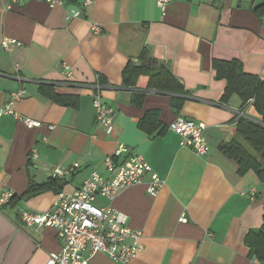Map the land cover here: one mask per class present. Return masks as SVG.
Listing matches in <instances>:
<instances>
[{"label": "crops", "instance_id": "obj_1", "mask_svg": "<svg viewBox=\"0 0 264 264\" xmlns=\"http://www.w3.org/2000/svg\"><path fill=\"white\" fill-rule=\"evenodd\" d=\"M63 1L51 7L42 0H0V106L24 90L15 113L41 123L29 128L12 116L0 119V198L15 196L0 206V264H46L61 250L55 228L29 227L21 213L51 210L92 170L107 177L104 160L119 144L142 155L164 182L156 197L148 193L146 175L115 201H95L141 231L145 249L133 264H259L246 238L264 223V187L253 171L241 175L223 147L242 142L241 119L260 116L237 94L223 100L227 82L216 78L213 62L238 60L245 73L264 81V0H173L165 13L157 0ZM75 10L78 18L71 15ZM6 39L22 46L8 52ZM142 56L153 67H167L183 94L147 91L145 79L125 88V68ZM96 85L115 110L112 135L96 120ZM50 91L69 104L55 102ZM135 94H145L141 106ZM177 99L183 100L179 109ZM153 112L163 128L158 136L140 126ZM178 118L206 125L207 155L181 146L170 129ZM75 164L70 176L52 177L55 168ZM92 264L116 263L98 253Z\"/></svg>", "mask_w": 264, "mask_h": 264}, {"label": "built area", "instance_id": "obj_2", "mask_svg": "<svg viewBox=\"0 0 264 264\" xmlns=\"http://www.w3.org/2000/svg\"><path fill=\"white\" fill-rule=\"evenodd\" d=\"M18 2L19 0H11ZM51 7L63 5V0H42ZM173 0H157V6L165 13L167 6ZM94 0H85L90 5ZM74 18L80 16V11H71ZM100 32V27H93ZM22 43L14 39H6L2 47L8 52L20 48ZM66 69L70 70L68 65ZM94 109L97 122L104 128L107 135L114 132L115 110L106 104L101 95V87H94ZM26 97V92L20 90L11 94L10 102L0 106V119L12 116L22 120L29 128L40 127L41 123L30 118L20 117L15 113L14 104ZM53 128V127H51ZM206 125L202 122L178 118L170 124V129L181 138V146L189 148L196 154L204 156L210 152L208 139L205 135ZM126 155V156H125ZM125 158L120 160L122 157ZM108 173L105 177L98 170H92L82 186L72 195H60L54 207L45 212L23 211L22 221L29 227L42 229L55 228L61 242V250L51 253L46 264H92V258L98 253L107 255L116 264H133L136 256L143 252L141 231L133 230L128 224V218L111 205L98 206L97 198L113 202L119 193L128 187L142 183L146 175L151 179L148 193L156 197L163 186V180L153 172L145 158L139 154H130L129 148L119 144L113 154L107 156L103 163ZM77 168L78 164L70 168L57 167L52 172L53 178H66ZM13 193H4L0 198V206L8 203ZM90 250L89 255L85 254Z\"/></svg>", "mask_w": 264, "mask_h": 264}, {"label": "trees", "instance_id": "obj_3", "mask_svg": "<svg viewBox=\"0 0 264 264\" xmlns=\"http://www.w3.org/2000/svg\"><path fill=\"white\" fill-rule=\"evenodd\" d=\"M213 68L216 78L227 82L223 100L227 101L231 95L237 94L244 104L251 102L260 116V119H241L238 125V133L242 138V142L235 141L225 145L223 151L230 158L237 161L241 175L253 171L264 187V81L256 75L245 73L243 64L238 60H214ZM143 79H145L144 83L147 91L169 93L175 96L183 94V86L167 67L163 65L153 67L150 62H147L146 58L144 59V56L137 63L129 62L123 72V86L136 89ZM42 90L47 93L48 89L42 87ZM49 93H51V97L55 102L64 105L69 104L67 97L58 96L53 91ZM144 97L145 94H135L134 103L141 106ZM182 102V99H177L173 105L179 109L182 107ZM150 119H153L151 123L153 127L148 125ZM140 126L150 135L156 134L158 136L163 133L156 112L147 113ZM34 187H30L28 192L30 193ZM14 199L15 196L12 197L10 202ZM246 244L250 248V256L257 260L259 264H264V223L259 230L252 231L247 236Z\"/></svg>", "mask_w": 264, "mask_h": 264}]
</instances>
